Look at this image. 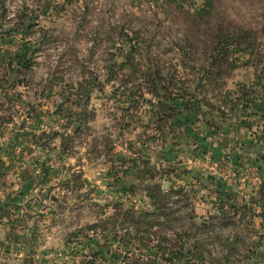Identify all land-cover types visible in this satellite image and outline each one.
<instances>
[{
	"label": "rangeland",
	"instance_id": "obj_1",
	"mask_svg": "<svg viewBox=\"0 0 264 264\" xmlns=\"http://www.w3.org/2000/svg\"><path fill=\"white\" fill-rule=\"evenodd\" d=\"M204 1L0 0V264H181L201 240L210 264H264V87L238 106L256 70L220 44L246 25L264 48V0ZM156 186L180 219L127 223ZM192 214L230 230L189 237Z\"/></svg>",
	"mask_w": 264,
	"mask_h": 264
},
{
	"label": "trees",
	"instance_id": "obj_2",
	"mask_svg": "<svg viewBox=\"0 0 264 264\" xmlns=\"http://www.w3.org/2000/svg\"><path fill=\"white\" fill-rule=\"evenodd\" d=\"M211 0H205L204 2H210ZM170 3L177 4L178 0H168ZM38 19V16H34V12L30 13L29 15L24 14L19 18L20 24L24 25V29L31 34L36 33L31 32L33 28H37V23L35 22ZM28 21L29 23H25ZM26 26V27H25ZM249 27V26H248ZM248 27L243 26H238L234 27V39H229V37L224 38V41L220 44H222L225 49H232L231 47L234 46V55H240L241 59L243 57H246L247 60L240 66L237 65V62L234 60V69L238 67H249V66H254L256 73H255V82L251 86H246V85H240L239 90L236 95H238V106H243L242 109L244 111H248L249 109H253L255 104L257 103V100L259 99L258 96V88H263L264 87V48L261 45V42L258 40V35L254 27H250L252 29H248ZM44 32V30H40ZM44 40V39H43ZM219 44V45H220ZM221 54V53H220ZM218 54V56L220 55ZM226 55H229L228 53H225ZM15 61H18L19 64L23 65V69L20 70H15L14 69V62L10 65L11 70L9 72L10 78L4 82V84H8L11 87V89H16L17 87L21 86L24 84L22 80H17V77L15 78V75H22L27 72H31L32 68V63L30 61H25L24 58L20 57H15ZM24 70V71H21ZM5 89V88H3ZM6 93L8 90H4ZM196 94H189L187 98H184L183 101V109L186 112H191V108L189 109L190 103H193L192 101L196 98ZM156 194L150 195L151 200L154 203V206H159L156 208V212L152 215H146V216H137L134 211L129 210L128 212H125V221L127 223H130L133 225L135 228H138L141 223L146 226V228H153V227H160V226H168L170 224H173L174 222L178 221L179 218V211L177 209V206L179 204V200H172L174 199L175 193L177 192H171L168 194H165L163 190L156 186L155 188ZM158 196V200L161 203L167 202L166 205V210L168 211L167 213H161L158 215L159 211H162L161 209L164 210L165 206H160L156 202ZM261 199L264 202V190L261 192ZM171 204V207H169ZM2 209H0V212ZM153 217L155 220H152L151 222H148L150 217ZM158 218H157V217ZM163 217L164 221L160 222V218ZM195 216L192 214L188 220L189 223L191 224V227L189 228L188 232L187 231H181L180 235H186V233L189 235V237H197L201 236L203 233H210V234H215L217 230H221V232H226L230 230V222H220L219 219L217 218H211L209 221L202 220V223H196L195 222ZM104 228V226H93L90 229L97 230L99 228ZM139 229V228H138ZM136 233L138 234L139 231ZM105 230V229H104ZM188 235H186L188 237ZM205 240H201L200 242H196L193 244V247L191 249H187L184 244H182L181 247L177 248L174 250V255L176 256V259L179 260L178 263H182V260H185V264H210L207 262V260L204 257V247L207 245ZM233 242V239H227L226 244L227 246H231ZM235 244V243H234ZM224 259L227 261V256H224ZM92 264V263H90Z\"/></svg>",
	"mask_w": 264,
	"mask_h": 264
},
{
	"label": "water",
	"instance_id": "obj_3",
	"mask_svg": "<svg viewBox=\"0 0 264 264\" xmlns=\"http://www.w3.org/2000/svg\"><path fill=\"white\" fill-rule=\"evenodd\" d=\"M204 77L205 76H202V77L199 78V83L196 86V92L203 87V79H204Z\"/></svg>",
	"mask_w": 264,
	"mask_h": 264
}]
</instances>
